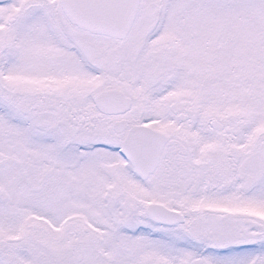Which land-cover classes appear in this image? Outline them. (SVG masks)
Returning <instances> with one entry per match:
<instances>
[{"label":"snow or ice","instance_id":"obj_1","mask_svg":"<svg viewBox=\"0 0 264 264\" xmlns=\"http://www.w3.org/2000/svg\"><path fill=\"white\" fill-rule=\"evenodd\" d=\"M0 264H264V0H0Z\"/></svg>","mask_w":264,"mask_h":264}]
</instances>
